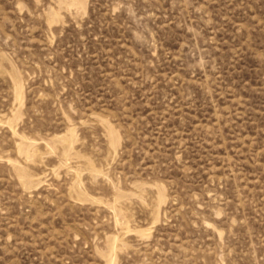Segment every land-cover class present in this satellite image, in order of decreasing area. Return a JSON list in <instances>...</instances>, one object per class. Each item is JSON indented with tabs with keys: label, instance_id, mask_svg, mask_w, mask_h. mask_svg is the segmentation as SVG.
Wrapping results in <instances>:
<instances>
[{
	"label": "rangeland",
	"instance_id": "obj_1",
	"mask_svg": "<svg viewBox=\"0 0 264 264\" xmlns=\"http://www.w3.org/2000/svg\"><path fill=\"white\" fill-rule=\"evenodd\" d=\"M0 264H264V0H0Z\"/></svg>",
	"mask_w": 264,
	"mask_h": 264
}]
</instances>
